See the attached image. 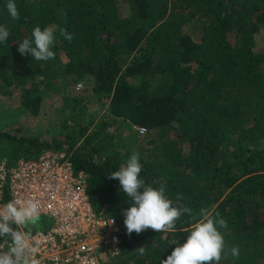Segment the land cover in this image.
Returning <instances> with one entry per match:
<instances>
[{"label":"trees","instance_id":"16d2710c","mask_svg":"<svg viewBox=\"0 0 264 264\" xmlns=\"http://www.w3.org/2000/svg\"><path fill=\"white\" fill-rule=\"evenodd\" d=\"M15 2L17 20L0 2L10 31L0 45V93L20 90L21 107L35 117L49 93L85 82L109 111L98 120L101 109L89 115L84 97L67 98L58 128L0 132V159L65 152L87 174L94 209L121 223L119 255L106 264H159L205 213L226 221V248L240 250L238 258L222 253L220 264H264V0ZM36 26L54 29V59L17 51ZM132 152L145 182L189 209L173 229L126 234L130 205L109 177ZM51 226L41 218L32 235Z\"/></svg>","mask_w":264,"mask_h":264},{"label":"clouds","instance_id":"9594fccd","mask_svg":"<svg viewBox=\"0 0 264 264\" xmlns=\"http://www.w3.org/2000/svg\"><path fill=\"white\" fill-rule=\"evenodd\" d=\"M5 8L11 19H19L15 0H7ZM60 35L68 41L73 39L67 29L62 28ZM9 37V28L5 24H0V45ZM55 40L56 34L52 27L42 29L36 26L30 38L17 43V51L22 56L30 55L35 61H49L55 58L53 51ZM146 135L147 133L139 136ZM141 171L140 154L132 152L126 163L121 165L119 170L112 171L109 177L119 182V191L127 197L126 203L130 205L122 212L126 234L129 236L133 232L139 234L149 228L158 233L173 229L176 221L189 209L174 206L173 201L166 195L165 187L147 184L140 175ZM41 213V202L33 197L17 195L0 204V241L5 242L7 248L6 251L0 252V264H40L38 259L40 241L32 235V230L40 225ZM105 214L108 215L106 212ZM111 217L117 221L116 217ZM202 217L191 226L184 243L176 246L166 259H160L159 264H220L222 253L226 256L229 252L232 257H239L238 246L226 248L220 231L221 228L227 227L226 221L214 219L206 213L202 214ZM119 226L121 228V223ZM139 249L142 255L143 247Z\"/></svg>","mask_w":264,"mask_h":264},{"label":"built area","instance_id":"2783aa9c","mask_svg":"<svg viewBox=\"0 0 264 264\" xmlns=\"http://www.w3.org/2000/svg\"><path fill=\"white\" fill-rule=\"evenodd\" d=\"M82 89L77 85V91ZM135 130L140 136L147 133ZM17 195L38 199L42 218L52 223L49 231L33 234L40 241V264H106L119 255L123 232L118 222L94 209L88 176L75 170L66 153L48 151L16 164L0 159V204ZM6 250L0 241V252Z\"/></svg>","mask_w":264,"mask_h":264},{"label":"rangeland","instance_id":"374dc122","mask_svg":"<svg viewBox=\"0 0 264 264\" xmlns=\"http://www.w3.org/2000/svg\"><path fill=\"white\" fill-rule=\"evenodd\" d=\"M259 43H261V47L264 50L263 37L259 39ZM39 79L40 78H38V80ZM77 85L76 88H72L69 92L62 87L60 92L49 93V96L43 102V106H41L40 114L35 117L21 107L20 90H12L10 93L11 95H6V93L1 90L0 132H11L17 128H23L25 131L24 133L29 135L34 132L42 133L51 128L55 129L59 125L61 118L65 117V114L63 113L65 110V100L67 98L76 97V95L84 97L87 105L86 110L88 113H90L89 115L98 112L99 109H101L98 120L104 117L107 119L109 101L106 102L104 99L103 101L106 103V106L104 108H100L102 103L97 102L98 95L92 92L93 84H87L85 82L82 83L83 89L80 92H77L76 90ZM55 124H57V126H55ZM71 125L73 126L74 124L71 123ZM93 129L94 127L91 130ZM110 131H112V129H110ZM118 134L122 137L126 135V132L121 130L118 132Z\"/></svg>","mask_w":264,"mask_h":264}]
</instances>
